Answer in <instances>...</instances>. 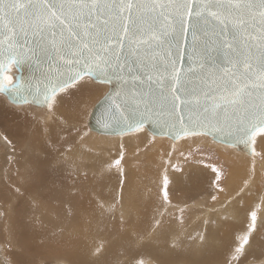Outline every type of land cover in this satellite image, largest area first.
<instances>
[{"label": "water", "instance_id": "95a60500", "mask_svg": "<svg viewBox=\"0 0 264 264\" xmlns=\"http://www.w3.org/2000/svg\"><path fill=\"white\" fill-rule=\"evenodd\" d=\"M85 78L107 86L96 133L204 135L250 155L264 128V0H0V95L48 108Z\"/></svg>", "mask_w": 264, "mask_h": 264}, {"label": "rangeland", "instance_id": "374dc122", "mask_svg": "<svg viewBox=\"0 0 264 264\" xmlns=\"http://www.w3.org/2000/svg\"><path fill=\"white\" fill-rule=\"evenodd\" d=\"M9 76L10 74H7V80ZM82 80L73 84L70 88L79 84ZM87 80L91 81L89 78ZM93 84L89 83L87 86L94 87ZM1 99V104L5 108L7 103L9 110H13L5 96L1 95ZM24 107L27 109V118H31L33 128L35 124L47 123L46 120L34 112L35 107L33 109L30 104L24 105ZM2 120L6 123L8 119L3 116ZM56 120L59 122L58 119ZM83 127L89 129V126ZM6 128V125L4 128L0 126V264H230L234 259L237 260V264H264V243L263 241H255L257 234H260L262 238L264 236V221L255 222L256 212H252V209L248 208L250 205L248 201L252 200L250 199L251 196L255 199L261 194L264 198V191H259V189L264 188V178L262 180L257 179L255 189H245L243 187L245 178H242L234 186L227 187L226 182L232 166L230 163L224 164L218 160H220L219 157H223L220 154L233 155L234 151H228L227 149H234L233 147L218 144L223 147L218 146L220 148L218 150L217 143L212 140L215 143L214 146L200 144L191 153H188L189 155L186 154V151L184 152L181 148H178L176 151L180 152L181 155H177L179 159L172 162L173 174L171 177H169V172L164 173L159 170L164 160L159 162L161 164H157V161L151 163L153 156L157 153L154 149L149 153H144L145 161H141V163L139 162L130 168L126 167V169H119L121 167L119 164L120 159L116 154L92 153L94 160H87V169L80 171V176L83 179L79 180V173L74 172L78 174L75 175L77 179L79 178L78 180L74 179V181L70 179V174L67 171H52L54 159L60 157H49L42 151L44 149H35V155L30 161L31 165L23 173L29 174L27 178L30 179H33L35 175L42 176V184L45 185V189H30L31 187H28L29 189H15L11 184L14 173V169H12L14 155L12 154L13 150H10L9 140L12 142V138L7 135ZM263 132L264 128L257 132L253 142L254 152L259 155L262 154V149L257 147V140H259L257 136L263 134ZM53 133H55V129ZM32 139L39 141L38 136ZM166 140L171 142V139ZM28 146H31V144ZM198 148H201V151L197 154ZM225 148L227 149L226 152ZM257 148L258 150H256ZM195 149L197 151L193 154ZM21 150L24 151L22 148ZM209 151H213L214 154ZM255 153L254 155H256ZM150 154L151 159H148ZM169 154L170 156L173 155ZM185 154L186 157H190L188 161L182 160ZM193 155L195 157L197 155V157L193 159ZM43 157H49L51 160L41 159ZM161 157H164V154L158 153L157 158ZM63 164L61 162V165ZM16 169L19 173L20 170L17 166ZM134 169L139 173L136 176V181L140 185L137 186V189H127L125 182ZM51 172H53L51 177H54L55 182L58 184V186L55 185L51 188L58 189L47 188V179L51 181L48 178ZM159 176H165L166 179L158 185L157 178ZM250 176V174L246 175V177ZM76 180L80 181L79 183L83 184V187L79 186L75 182ZM73 184H77L79 188L72 189ZM24 193L26 194L24 195ZM130 194L133 195L136 202L134 206L135 202L127 201ZM34 199L37 204H34ZM227 200L232 202L235 209H241L246 220L234 225L237 228H235L233 234L238 240H234L233 237L227 240L223 239L221 246L215 248V246L212 247L213 244L210 245V240L206 237L210 234L213 235L211 228L216 225L218 220L222 219L214 214L213 209L210 213L211 218L205 219V212L208 208L227 202ZM33 204L36 205V208L39 205L42 208L44 207L46 213H42L39 207V213L33 211ZM129 205L141 211L140 215L134 214L136 221L131 219L133 215L126 217L121 214L120 208L131 207ZM112 206H117V210L115 209L117 212L113 211ZM50 207H53V210ZM103 210L106 213L105 211L102 212ZM56 211L64 214L63 221L76 222L73 235L70 233L72 230L66 229L62 224H53L57 218ZM197 216L201 220L199 230H197V226L194 227L191 224V221ZM140 219H142V222ZM92 220H94V228ZM210 220L212 221L209 223ZM129 221L131 222L129 223ZM137 221L139 223H136ZM95 222L103 224L100 228L97 227L99 232ZM144 222L149 225L146 226ZM5 223L9 224V228L5 226ZM135 224H137V227ZM170 224V227L175 226L178 229L183 227L186 231H194L189 237H179L178 240L169 233L168 226ZM88 226L89 228H87ZM122 226L126 230L128 228V231L118 230ZM133 226L134 229L135 227L138 228L139 233L136 229V232L132 233L134 231ZM255 226L262 229L256 230ZM131 228L132 231L129 230ZM176 228L175 232L178 230ZM163 229H166L165 232L169 233L170 237L168 236L167 240L161 237ZM181 229L179 231L182 232L183 229ZM255 230L258 233L254 234ZM86 234L88 235L86 236ZM89 235L96 237L94 241L89 240L92 242H89L90 244L86 238ZM83 237L86 239L85 242ZM113 239L116 243L122 241L124 250H117ZM246 240L247 243H250V246L239 251V246ZM196 247L197 252H193ZM89 249L91 250L89 251ZM151 251H154L156 255L151 254ZM242 260H244L243 263Z\"/></svg>", "mask_w": 264, "mask_h": 264}, {"label": "bare ground", "instance_id": "6f19581e", "mask_svg": "<svg viewBox=\"0 0 264 264\" xmlns=\"http://www.w3.org/2000/svg\"><path fill=\"white\" fill-rule=\"evenodd\" d=\"M7 74H10L8 81H11V78L15 75V70H14L13 66L11 67V70ZM7 74H6V77H7ZM83 80H85V81H83ZM83 80H82V82H80L77 85H74L71 88L67 87V89L64 88L63 90H61L55 97L52 98L48 108L43 109V108L35 107L32 105L33 109L35 107L34 112H36L39 117H41L42 119L47 121V123H45V124L44 123L35 124L34 128L32 127V124H31V118H27V109L24 107V105L15 106V105L11 104V107H13V110L12 109L9 110L7 103H6V108L1 104L2 99H1V95H0V126L4 128V126L6 125L7 126V128H6L7 135L12 138V142L9 140V146L11 147L10 150L11 149L13 150L12 154L14 155L13 168H12V169H14L13 170L14 173H13V182H11V184H12V187L14 186L15 189H25V188L29 189L28 187H31L30 189H45V185L42 184V182H43L42 176L35 175L34 177L32 176L33 179H30V178H27V176L29 174L27 175V173H25V172L23 173V171H25L27 169V167H29L31 165L30 161L35 155L34 154L35 149L36 150L44 149L42 151H44L46 153V155L49 157H52V156L60 157L59 159H54L52 171L53 172H55L56 170L67 171L70 174V179L72 181H74V179H77V177L75 175H78L74 172L79 173V175H78V177H80V179L78 178L79 180H81V178L83 179V177L80 176L81 175L80 171L87 169V165H86L87 160H94L92 155H91L92 153H95V154H106V153L116 154L120 159L119 164L121 165V167L119 169H126V167L130 168V167L134 166L135 164H138L139 162L141 163V161H145V159H144L145 154L144 153H149V152H151L152 149H154L157 151V153L153 156V160L151 161V163H156V161H157V164H161L159 162H163L162 160H164V163L161 164V167L159 168V170L161 172H164V173L169 172L170 173L169 177H171L173 174L172 162L179 159L177 157V155H181L180 152L176 151L178 148H181L184 152L186 151V154H188V153H191L192 150L200 144H202V145H213V146L215 144L212 142V139L208 138L207 136H203V135L202 136L201 135H194V136L189 135V136H184V137H182L176 141H172L167 137H158V136L151 134L145 127L141 128L139 130H136V131L128 132V133L123 134V135H104V134L96 133V132L89 130V129L87 130L89 115H90L96 101L99 100L100 96L103 94V92L105 91L107 86L103 85V84H96L92 81H88L87 78H85ZM89 83H94L93 84L94 87H88L87 85H89ZM96 87H97V89H96ZM3 116H6L8 119L6 123H4L2 120ZM56 119H58L59 122H57ZM83 126H86L87 128H85ZM54 129H55V133H53ZM260 131H261V129H260ZM260 131H258V132H260ZM49 132H50V134H49ZM84 133H86V134H84ZM37 136H38L39 141L32 139L33 137H37ZM257 137H259V140H257V142H258L257 147H261V149H262L261 155L256 154L257 152L256 153L254 152V146H253V152L250 155L245 154V153L240 152V151H237V150H234L235 148L234 149L227 148L228 151L229 150L234 151L233 155H230V154L223 155V154H220L217 152L218 154L223 156V157H219L220 160L217 159L218 161L223 162L224 164L230 163L232 166V170L230 171V174H228L229 177H228L227 182H226L227 187L234 186L242 178H245L243 187L245 189H255V184L258 181L257 179L262 180L264 178V132H263V134H259ZM1 138L3 139V136ZM165 138L169 139L171 142H169ZM29 144H31V146H28ZM163 144H165V145H163ZM218 144L219 143H217L216 145H217V149L219 150L220 149L219 147H222V146H220L221 144L220 145H218ZM63 145H64V147H62ZM162 145H163V147H162ZM216 145H215V147H216ZM26 146H27V148H25ZM160 147H162V148H160ZM202 147H205V146H202ZM21 148L24 149V151L21 150ZM200 149L198 151L195 149L193 154L196 151H197L196 153L198 154V152L201 151ZM227 149L225 150V152L227 151ZM256 150H258V148ZM204 152H206V151H204ZM209 152H211V151H209ZM158 153H163L164 157L157 158ZM169 153H171L173 155L170 156ZM207 153H208V150H207ZM211 153H213V151ZM221 153H223V152H221ZM254 153L256 155H254ZM186 154L182 157L183 161H188V159H190V157H186ZM209 155H211V154H209ZM250 156H253V157H250ZM49 157H43L41 159L51 160V158H49ZM193 157H194L193 159H195L197 157V155H196V157H195V155H193ZM148 159H151V154L149 155ZM215 160H216V158H215ZM61 162H62V164L63 163L64 164L61 165ZM148 162L150 163V161H148ZM16 166L20 170L19 173L16 169ZM53 172H51L49 177H48L51 181H48V179H47V183H48L47 188L48 189H50L51 187H53L55 185L58 186V184L55 182L56 181L55 178L51 177V174ZM248 174H250L251 176L246 177V175H248ZM30 175H32V174H30ZM138 175H139V173L137 170L134 169L131 171L130 176L128 177L127 181L125 182L127 189H137V186L140 185V183H138L136 181V176H138ZM165 179H166L165 176H163V177L159 176V178H157V182H158L157 184L159 185ZM77 180L75 182H77V184L79 186L81 185V187H83L82 186L83 184H80L79 183L80 181H77ZM33 181L35 182V185H34ZM30 182H31V184H29ZM82 182H83V180H82ZM77 184H73L72 189L79 188V186ZM51 189H58V188H51ZM260 190L264 191V188L259 189V191ZM25 194L26 193H24V195ZM250 199H252V200L248 201L249 202L248 204H250L248 208L252 209V212H256L257 216L255 218V222L264 221V198H263V196L261 194H259V196L256 197L255 199H253L252 196ZM128 200H130V202H132V203L135 202L132 194L128 195L127 201ZM33 202H34V204L35 203L37 204V201L35 199L33 200ZM34 204L32 206L33 211L39 213V208H40V211L42 213L45 212V209H43L44 207L42 208V206L39 205L38 206L39 208L38 207L36 208V205H34ZM135 204H136V202L133 204V206ZM129 206H131V207L125 206L124 208H120V211H122L121 214H123L126 217L129 215L130 216L133 215V216H131V219L133 221H136L134 214L140 215L141 211L137 210L138 208H134L132 205H129ZM50 208H52V210H53V207H50ZM113 208H114L113 211L117 210V206L116 207L112 206V209ZM212 209H213L214 214L216 216L220 217L222 220H218L216 225L213 228H211V230L213 231V235L210 234V236L206 237L207 239L210 240V242H209L210 245L213 244L212 247L215 246V248L220 247L221 243H222L221 241L223 239L227 240L230 237H233L234 240L235 239L238 240L237 237L235 238V234H233L235 228H237L234 225L238 224L240 221L246 220L241 209L240 210L235 209L232 205V202L227 200V202H223L222 204H217L212 208H208V210L205 212L206 213L205 219L211 218L210 213H212ZM48 211H49V209H48ZM104 211L105 210H103L102 212H104ZM86 212H88V211H86ZM55 213L57 214V218H56V220H54L55 223L53 222V224H55V225L62 224L64 227H66V229L72 230V232L70 231V233H72V235H73V233L75 232L76 222L74 221V222L70 223L68 221L67 222L63 221V219L65 218L64 214L60 213L59 211H56ZM105 213H106V211H105ZM59 214H60V216H59ZM102 217H104V216H102ZM66 218H67V216H66ZM45 220H43V221H45ZM61 220H62V223H61ZM140 220L142 222V219H140ZM92 221H93L92 224H93V228H94V220H92ZM211 221L212 220H210L209 223ZM235 221H237V222L235 223ZM130 222L131 221H129V223ZM136 223H139V222L137 221ZM200 223H201V220L199 219V216H197L196 218H194L191 221V224H193L194 227L197 226V230H199L198 228H199ZM78 224H80V223H78ZM176 224H178V223H176ZM176 224H174V225H176ZM47 225H48V223H47ZM88 225H90V224H88ZM101 225L103 226L102 223L95 222L96 228L97 227L100 228ZM147 225H149V224H146V226ZM5 226H8V228H9V224L7 225L5 223ZM123 226L121 228H119L118 230L121 229V231H123L122 229H124L127 232L129 227L126 225V227H128L126 230L125 228H123ZM135 226L137 227V224H135ZM139 226L140 225L138 224V228H139ZM170 226H171V224L168 226L169 227V233L171 234L172 237H174L175 239H178V240L180 239L179 237H183V238L189 237V235L192 233V231H194V230H191L189 232V231H186L185 229H183V227H182L183 230L181 228H179L182 230V232H181V231H179L178 227L176 228L175 226L174 227H170ZM136 227H135V229L138 232L140 230V228L138 230V228H136ZM190 227H191V225H190ZM76 228H78V227H76ZM87 228H89V226ZM98 228H97V230L99 232ZM175 228L178 229L177 232H175ZM79 229H80V226H79ZM133 229H134V226H133ZM135 229H134V231H132V228L129 230L132 231V233H133V232H136ZM188 229H191V228H188ZM255 229L258 230V229H262V228H257L255 226ZM85 230H84V232H85ZM165 230L163 229L161 237L164 240H167L169 233L167 231L165 232ZM256 230L254 231V234L258 233V231H256ZM86 232H88V231L86 230ZM79 234H80V232H79ZM88 234H89V232H88ZM88 234H86V236ZM239 234H240V232H239ZM83 236H85V235L83 234ZM225 237H227V238H225ZM83 238H84V242H85L86 239H85V237H83ZM86 238H87L88 243L91 240L94 241L96 239V237H93L92 235L91 236L89 235ZM113 241H114V239H113ZM122 241H123V239H122ZM122 241L117 242V243L114 241L116 244L117 250H124ZM255 241H257V242L263 241V243H264V236L262 238L260 234H257L255 236ZM73 242H74V240H73ZM90 243H92V242H90ZM78 245H79V243H78ZM249 246H250V243H247V240H246L244 243H242L239 246V251H242L243 250L242 248L247 249ZM260 247H262V246H260ZM90 250L91 249H89V251ZM193 252H197V247L194 249ZM92 253L95 254L94 252H92ZM92 253H91V255H92ZM152 253L156 255V253L154 251H151V254ZM85 256H87V255H85ZM241 262L243 263L244 260H242ZM230 264H237V260L234 259Z\"/></svg>", "mask_w": 264, "mask_h": 264}]
</instances>
